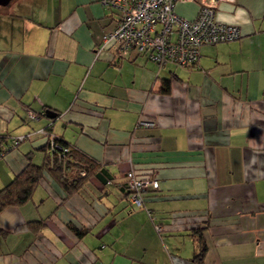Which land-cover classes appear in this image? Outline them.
<instances>
[{
	"label": "crops",
	"instance_id": "crops-1",
	"mask_svg": "<svg viewBox=\"0 0 264 264\" xmlns=\"http://www.w3.org/2000/svg\"><path fill=\"white\" fill-rule=\"evenodd\" d=\"M9 3L0 133L3 144L31 135L0 158V189L28 160L41 164L49 136L94 160L106 181L92 176L68 195L44 172L29 200L0 211V264H196L194 227L204 228V264H264V0L220 2L218 19L241 36L201 45L191 66L115 46L97 53L120 19L99 0ZM198 9L175 4L189 19ZM139 117L155 126L138 127ZM129 169L158 182L143 206L128 200Z\"/></svg>",
	"mask_w": 264,
	"mask_h": 264
},
{
	"label": "built area",
	"instance_id": "built-area-1",
	"mask_svg": "<svg viewBox=\"0 0 264 264\" xmlns=\"http://www.w3.org/2000/svg\"><path fill=\"white\" fill-rule=\"evenodd\" d=\"M177 1L99 0L102 6L117 10L120 19L113 29L103 33L97 53L115 46L120 53L131 49L144 51L148 59L159 66L168 62L191 66L198 61L201 45L236 40L241 36L237 25L219 20L216 14L220 2L234 0H194L199 4V9L192 19L176 13ZM29 116L36 119L38 114L29 112ZM136 125L153 127L155 121L139 117ZM39 132L49 136L48 130L40 129ZM30 135L11 136L7 144L0 142V158ZM49 147L51 151L56 147L52 136H49ZM125 183L128 200L137 207L144 205L145 192L158 186L156 179L140 176L133 169L125 173ZM147 213L154 220L149 209ZM154 226L158 232L162 231L160 223L154 221Z\"/></svg>",
	"mask_w": 264,
	"mask_h": 264
},
{
	"label": "trees",
	"instance_id": "trees-1",
	"mask_svg": "<svg viewBox=\"0 0 264 264\" xmlns=\"http://www.w3.org/2000/svg\"><path fill=\"white\" fill-rule=\"evenodd\" d=\"M162 91H169L168 82L163 84ZM5 138L6 136L0 133L2 144ZM53 139L56 147L51 151L48 140L46 146L43 147L48 151L41 164L28 160L12 180L0 189V211L5 207L19 205L29 200L37 183L43 178L44 172H48L68 195L78 190L90 177L96 176L99 165L94 160L69 146L63 139L57 137ZM42 226L41 221L30 222L33 230H38ZM203 229V227H194L191 231L199 244L198 252L192 258L196 264H204L203 258L207 247L202 237ZM76 233L81 234L82 232L76 230Z\"/></svg>",
	"mask_w": 264,
	"mask_h": 264
},
{
	"label": "water",
	"instance_id": "water-1",
	"mask_svg": "<svg viewBox=\"0 0 264 264\" xmlns=\"http://www.w3.org/2000/svg\"><path fill=\"white\" fill-rule=\"evenodd\" d=\"M9 2H10V0H0V5H6V4H8ZM45 114H46L47 116L53 118V117L55 116L56 113H55L53 110H51V109H47V110H45ZM96 176H97L101 181H103V182L106 181L105 178L101 175V173H97Z\"/></svg>",
	"mask_w": 264,
	"mask_h": 264
},
{
	"label": "rangeland",
	"instance_id": "rangeland-1",
	"mask_svg": "<svg viewBox=\"0 0 264 264\" xmlns=\"http://www.w3.org/2000/svg\"><path fill=\"white\" fill-rule=\"evenodd\" d=\"M12 2V1H11ZM10 4L11 3H8V4H6V5H0V13L2 12V10L4 9V8H6L5 6H10ZM16 136H18V135H16Z\"/></svg>",
	"mask_w": 264,
	"mask_h": 264
}]
</instances>
